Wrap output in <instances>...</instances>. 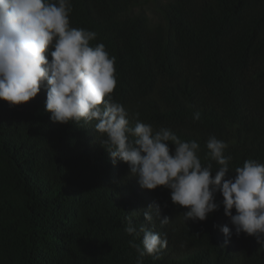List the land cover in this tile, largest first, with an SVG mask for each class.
I'll list each match as a JSON object with an SVG mask.
<instances>
[{
    "label": "trees",
    "instance_id": "1",
    "mask_svg": "<svg viewBox=\"0 0 264 264\" xmlns=\"http://www.w3.org/2000/svg\"><path fill=\"white\" fill-rule=\"evenodd\" d=\"M142 2L71 0L69 15L71 27L97 33L91 46L116 58L112 96L130 125L196 141L213 170L206 145L215 136L228 145L229 177L248 159L264 164V0H155L154 17ZM45 101L44 87L19 106L0 100V264H136L125 216L153 203L168 224H148L141 212L133 222L168 243L143 264H264L252 236L225 245L219 193V210L185 222L170 190L142 189L126 163L113 164L95 121L54 123Z\"/></svg>",
    "mask_w": 264,
    "mask_h": 264
},
{
    "label": "clouds",
    "instance_id": "2",
    "mask_svg": "<svg viewBox=\"0 0 264 264\" xmlns=\"http://www.w3.org/2000/svg\"><path fill=\"white\" fill-rule=\"evenodd\" d=\"M71 11V0H0V100L19 106L46 88L45 111L52 122L95 121L93 128L113 164L126 163L142 189L170 190L172 204L186 209L185 222L205 221L219 210V193L232 226L220 228L225 245L233 234L245 233L264 247V164L248 159L229 177L231 157L224 155L228 145L215 136L206 145V158L219 165L213 170L211 164L202 165L196 141H183L168 128L155 131L138 119L131 126L128 111L112 96L116 58L103 43L91 46L96 32L70 26ZM200 115L194 113L193 119ZM137 212L153 226L155 219L168 224L171 218L161 217L155 203L125 216L136 264H143L145 256L159 258L168 241L166 234L145 224L137 227ZM141 235V244H136Z\"/></svg>",
    "mask_w": 264,
    "mask_h": 264
},
{
    "label": "rangeland",
    "instance_id": "3",
    "mask_svg": "<svg viewBox=\"0 0 264 264\" xmlns=\"http://www.w3.org/2000/svg\"><path fill=\"white\" fill-rule=\"evenodd\" d=\"M155 6V0H143L142 2L143 11L150 17L155 16Z\"/></svg>",
    "mask_w": 264,
    "mask_h": 264
}]
</instances>
